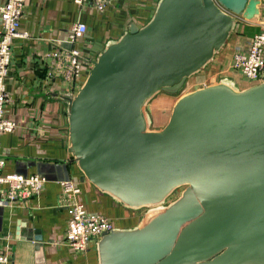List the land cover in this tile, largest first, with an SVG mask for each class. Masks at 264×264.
<instances>
[{
  "label": "water",
  "instance_id": "water-1",
  "mask_svg": "<svg viewBox=\"0 0 264 264\" xmlns=\"http://www.w3.org/2000/svg\"><path fill=\"white\" fill-rule=\"evenodd\" d=\"M260 3L157 0L64 92L66 149L81 179L143 210L133 226L97 238V264H264V79L185 91L163 125L150 126L151 99L180 92ZM32 239L42 264V237Z\"/></svg>",
  "mask_w": 264,
  "mask_h": 264
},
{
  "label": "crops",
  "instance_id": "crops-1",
  "mask_svg": "<svg viewBox=\"0 0 264 264\" xmlns=\"http://www.w3.org/2000/svg\"><path fill=\"white\" fill-rule=\"evenodd\" d=\"M4 0H0V5ZM157 0H108L98 11L92 4L73 0H24L20 20L23 33L12 41V54L6 89L10 101L5 116L16 127L2 133L1 152L5 162L0 172L46 177L35 194L18 198L9 205H0V251L7 252L11 264H39L36 261L34 235H41L42 264H97L95 241L84 251H74L65 240L68 211L61 204L60 181L69 178L79 187L77 198L87 211L101 213L113 220L115 227L133 226L138 216L100 192L87 180L68 153L67 119L64 92L68 87L51 77L50 57L74 22H83L86 33L76 46L93 59L104 44L117 38L130 22L142 25L152 14ZM259 14L250 20H239L225 46L211 61L215 71L203 73L194 82L195 88L221 78L246 81L231 68L232 53L246 49L249 39L264 24V0ZM209 65V64H208ZM84 73L87 71L84 66ZM226 72V75H221ZM221 73L215 78L216 74ZM196 83V84H195ZM189 91V90H188ZM5 184L0 183V195ZM140 217V216H139Z\"/></svg>",
  "mask_w": 264,
  "mask_h": 264
},
{
  "label": "built area",
  "instance_id": "built-area-1",
  "mask_svg": "<svg viewBox=\"0 0 264 264\" xmlns=\"http://www.w3.org/2000/svg\"><path fill=\"white\" fill-rule=\"evenodd\" d=\"M73 1L78 4L90 3L98 11L104 10L108 2V0ZM23 12L24 0H4L0 5V138L2 133L16 127V122L5 116V106L10 101L6 79L10 69L12 41L23 34L20 31ZM85 33L86 25L83 22L72 23L58 47L47 54L50 57L49 75L59 78L72 93L83 80L84 66L86 65L88 69L92 60L76 46ZM231 68L239 71L250 83L264 79V24L249 39L246 49L233 51ZM4 162L0 141V170ZM45 181L46 177L39 174H2L0 172V183L5 184V189L0 195V205H9L18 198L25 199L35 194L43 187ZM60 184L61 204L68 211L64 240L74 251H84L91 241L99 238L104 231L114 228V222L104 214L86 210L84 203L77 198L79 187L73 180L64 179L60 181ZM0 264H11L6 251H0Z\"/></svg>",
  "mask_w": 264,
  "mask_h": 264
},
{
  "label": "rangeland",
  "instance_id": "rangeland-1",
  "mask_svg": "<svg viewBox=\"0 0 264 264\" xmlns=\"http://www.w3.org/2000/svg\"><path fill=\"white\" fill-rule=\"evenodd\" d=\"M215 71V63L210 62L209 65L205 68V70L203 71V73H212V75L214 74L213 72ZM221 73H217L215 75V78L218 77V75H220ZM221 75H226V72H224ZM200 77V73H197L193 76H191L184 88L177 93H167V92H160L158 94H156L150 101V108H151V115H152V121L153 124L151 126V128H159L160 126L163 125V123L166 121L168 114H169V110L171 105L173 104V102L179 97L180 94L184 93L185 91L188 90H192L193 88H195L194 86V82L198 80V78ZM196 84V83H195ZM251 84L249 81H244V82H236V85L238 87H243V86H247ZM165 114V116L162 118V116ZM181 188L176 189V191H174L169 197L168 199H172L174 196H176V194H178V192L180 191ZM142 209L141 210H132L131 212L134 213L135 215L139 216L142 213Z\"/></svg>",
  "mask_w": 264,
  "mask_h": 264
},
{
  "label": "trees",
  "instance_id": "trees-1",
  "mask_svg": "<svg viewBox=\"0 0 264 264\" xmlns=\"http://www.w3.org/2000/svg\"><path fill=\"white\" fill-rule=\"evenodd\" d=\"M85 74H86V72L84 73L83 78H84ZM150 116H151L150 126H152V124H153V121H152V115L150 114ZM164 116H165V114L162 116V118H163Z\"/></svg>",
  "mask_w": 264,
  "mask_h": 264
},
{
  "label": "flooded vegetation",
  "instance_id": "flooded-vegetation-1",
  "mask_svg": "<svg viewBox=\"0 0 264 264\" xmlns=\"http://www.w3.org/2000/svg\"><path fill=\"white\" fill-rule=\"evenodd\" d=\"M175 197V196H174Z\"/></svg>",
  "mask_w": 264,
  "mask_h": 264
}]
</instances>
